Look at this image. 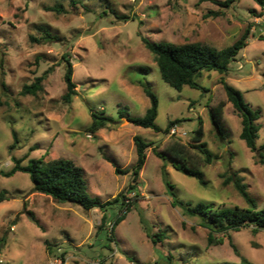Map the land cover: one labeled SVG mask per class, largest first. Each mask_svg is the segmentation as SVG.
<instances>
[{"label": "rangeland", "instance_id": "rangeland-1", "mask_svg": "<svg viewBox=\"0 0 264 264\" xmlns=\"http://www.w3.org/2000/svg\"><path fill=\"white\" fill-rule=\"evenodd\" d=\"M54 5H61L62 13L45 10ZM38 26L47 27L58 40L32 43L30 37H40ZM247 27V44L228 72L203 73L196 80L206 92L188 86L176 91L165 84L141 41L143 37L175 45L198 42L221 50L237 42ZM259 36L264 37V9L253 0H234L228 9L210 0H0V82L7 88L0 93L4 103L0 107V193H5L0 202V264H50L56 258L63 264L239 263L228 238L242 257L264 264L263 231L253 233L248 227L228 236L213 234L222 244H209V231L198 219L171 205L167 187L171 185L184 203L244 209L246 204L232 184H225L235 173L258 209L264 208V168L239 139L237 114L226 103L223 139L209 118L212 108L226 102L220 83L223 77L253 110L260 111L256 147L264 144V41ZM63 56L72 64L76 85L69 104L61 99L65 93ZM51 67L53 71L42 83L43 92L35 97L20 95L23 85ZM137 81L147 83L157 96L158 132L126 121V116H144L150 107ZM91 113L110 117L112 122L92 134L87 131ZM175 121H180L176 127L185 137L165 133ZM200 123L202 142L213 155L207 165L192 149L205 187L168 163L163 169V162L153 154V150L165 151L172 141L190 143ZM134 136L152 143L136 194L126 192L137 160ZM12 157L22 165L30 159L72 161L84 171L90 198L104 203L123 194L129 200L125 219L111 228L122 202L103 211H84L34 193L27 174L2 176L13 167ZM113 165L128 173L115 174ZM103 216L105 226H101ZM144 226L165 238L152 245ZM109 235L111 242H107Z\"/></svg>", "mask_w": 264, "mask_h": 264}, {"label": "trees", "instance_id": "trees-1", "mask_svg": "<svg viewBox=\"0 0 264 264\" xmlns=\"http://www.w3.org/2000/svg\"><path fill=\"white\" fill-rule=\"evenodd\" d=\"M220 8L228 9L234 0H226L224 2L210 0ZM261 9H264V0H253ZM46 11L57 14L62 13L61 5H54L45 9ZM218 16V13H214ZM40 33L38 39L30 37L32 43L41 44L48 42H55L58 40L56 36L51 35L49 29L45 26L36 27ZM250 33V28L247 27L243 36L235 42L232 46L217 50L213 47L202 43H186L182 45H175L171 43H154L146 38L141 37V41L145 49L153 57V60L158 68L162 81L176 91H181L183 87L188 86L195 90H206L197 83V79L203 73L217 72L220 75H225L228 72V66L233 62L239 51L247 44V39ZM260 41H264L263 36H259ZM39 61V58L36 59ZM65 64V73L63 81L65 84V93L61 99L65 104H69L72 98L76 95V85L73 82V67L68 59V56L62 57ZM53 71V68L47 69L41 76L34 79L29 85H23L20 91L21 96H37L38 93L43 92V81ZM220 83L226 95V102H219L218 105L212 108L209 112L210 123L217 132L218 136L223 139V114L226 103L230 104L240 119L241 131L239 139L242 140L247 149L254 155L256 162L264 168V144L257 148L256 140L258 138L260 111L253 110L242 97L240 91L228 85L223 77ZM137 85L142 89L143 94L148 98L150 107L146 110L142 117L126 116V121L137 127L150 129L155 132L159 128L155 124L158 111V99L152 92L149 85L144 81H137ZM6 92L7 88L3 81L0 82V93ZM4 103L0 100V107ZM121 117H124V112L120 111ZM91 124L87 131L94 134L99 130L106 128L111 122L112 118L91 113ZM180 121H175L169 124L165 133L169 132V128L176 125ZM15 136L14 131L12 132ZM204 131L202 124L197 130L192 133L190 143L184 144L181 141H172L163 152L153 150V154L163 162V169L168 163L177 172L187 177L193 178L197 181L199 186L205 187L206 181L204 174L198 166L195 159L197 155L192 152L196 149L202 155V162L209 165L212 162L213 155L206 149L202 142ZM133 144L135 147L137 160L135 165L131 168V182L126 190L127 193H137V180L140 171L146 162V151L152 147V143L145 142L139 136L133 137ZM13 167L2 176L9 178L15 173H24L29 176L32 184V191L34 193L42 194L50 197L57 203H68L81 207L84 211L92 209L105 210L106 207L120 203V214L112 222V229L115 228L121 221L125 219L126 211L131 206L128 199L123 194L116 196L113 201L101 202L98 199L90 198L87 195V184L84 179V171L82 168L76 166L72 161L66 159H57L51 161H43L40 159H30L26 165L21 164V160L14 157L11 158ZM113 163V162H112ZM114 172L118 175L127 174L128 171H121L115 165ZM231 183L235 191L242 198L246 204V208H214L208 203H184L180 201L175 193L173 187L167 184L169 189V196L171 198V205L181 209L184 215L195 217L198 219L201 227L209 231V244H222V240H215L213 234H224L228 236L229 232H238L242 228L251 227L253 233L260 231L264 232V208L258 209L256 202L249 196L246 191V186L242 183L237 174L229 175L225 184ZM5 193H0V202L5 200ZM122 200V201H121ZM32 217V216H31ZM143 223V222H141ZM106 218L103 216L101 226H105ZM146 237L150 240L152 245L161 242L165 235L163 233H152L145 226L143 227ZM112 235L107 237V242H111ZM229 246L233 253L239 258V263L226 262L222 264H253L245 257H242L235 246L232 244L230 238ZM2 240L0 245H2Z\"/></svg>", "mask_w": 264, "mask_h": 264}, {"label": "built area", "instance_id": "built-area-1", "mask_svg": "<svg viewBox=\"0 0 264 264\" xmlns=\"http://www.w3.org/2000/svg\"><path fill=\"white\" fill-rule=\"evenodd\" d=\"M169 135L170 136H175L177 138H183L186 136L185 132H180L179 129L174 125L169 129ZM50 264H63L61 258H56L54 259Z\"/></svg>", "mask_w": 264, "mask_h": 264}]
</instances>
